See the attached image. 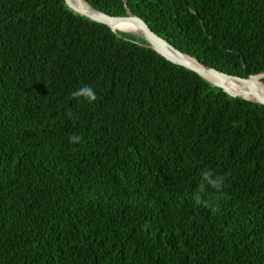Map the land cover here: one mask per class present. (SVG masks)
<instances>
[{"label":"trees","instance_id":"trees-1","mask_svg":"<svg viewBox=\"0 0 264 264\" xmlns=\"http://www.w3.org/2000/svg\"><path fill=\"white\" fill-rule=\"evenodd\" d=\"M85 2L264 73V0ZM204 170L222 185L197 198ZM0 264H264V105L63 0H0Z\"/></svg>","mask_w":264,"mask_h":264},{"label":"water","instance_id":"water-1","mask_svg":"<svg viewBox=\"0 0 264 264\" xmlns=\"http://www.w3.org/2000/svg\"><path fill=\"white\" fill-rule=\"evenodd\" d=\"M63 1L69 10L93 22L103 24L110 28L112 31L132 33L141 37L144 41H146L148 48L156 52L165 60L194 72L212 87L221 89L225 94L229 95L230 97L242 98L244 100L264 105V97H261L257 94L253 82L251 81L252 78H260V76L264 75V73L258 75H250L247 78L225 74L212 67L205 66L196 59L181 53L173 46H171L168 42L156 35L141 18L130 13L128 10H126L125 16H110L97 10H94L85 2V0ZM123 1L124 6L127 9L126 0ZM123 24H126L128 26H135L139 29V33H133L128 29V27H121ZM228 84L241 86L245 89L240 91H233L231 85ZM247 96L253 97L254 100L247 99Z\"/></svg>","mask_w":264,"mask_h":264},{"label":"clouds","instance_id":"clouds-1","mask_svg":"<svg viewBox=\"0 0 264 264\" xmlns=\"http://www.w3.org/2000/svg\"><path fill=\"white\" fill-rule=\"evenodd\" d=\"M73 97L83 98L88 101V103H93L96 101L97 96L90 86L82 87L72 93ZM70 143L78 144L81 142V137L79 135H73L70 137ZM201 183L198 186V191L195 194L199 198L200 194L205 192L208 187L219 190L222 185V179L216 176L213 172L209 170H204L201 173Z\"/></svg>","mask_w":264,"mask_h":264},{"label":"bare ground","instance_id":"bare-ground-1","mask_svg":"<svg viewBox=\"0 0 264 264\" xmlns=\"http://www.w3.org/2000/svg\"><path fill=\"white\" fill-rule=\"evenodd\" d=\"M84 5H85V3H84ZM121 27H124V28L128 27V29H129L130 31H132L133 33H139V29L136 28V27L133 26V25L128 26V25H126V24H123ZM262 78H264V75L260 76V78H259V77L252 78L251 81L253 82V85H254V87H255V90L257 91V94H258L259 96H261V97H264V93L261 92V91H259V90H260L259 88H264V84L261 82ZM228 85H231L233 91H240V90L245 89L244 87H241V86H235V85H233V84H228ZM246 98L249 99V100H254V98L251 97V96H250V97L247 96Z\"/></svg>","mask_w":264,"mask_h":264},{"label":"rangeland","instance_id":"rangeland-1","mask_svg":"<svg viewBox=\"0 0 264 264\" xmlns=\"http://www.w3.org/2000/svg\"><path fill=\"white\" fill-rule=\"evenodd\" d=\"M262 89H264V88H262Z\"/></svg>","mask_w":264,"mask_h":264}]
</instances>
